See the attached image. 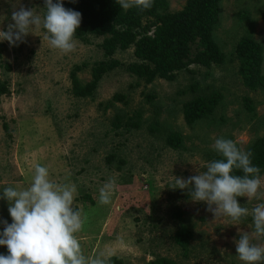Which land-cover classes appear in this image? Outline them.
Wrapping results in <instances>:
<instances>
[{
  "label": "rangeland",
  "instance_id": "rangeland-1",
  "mask_svg": "<svg viewBox=\"0 0 264 264\" xmlns=\"http://www.w3.org/2000/svg\"><path fill=\"white\" fill-rule=\"evenodd\" d=\"M184 3L168 0L165 10ZM20 6L41 17L46 11L45 0H0V30H7L12 11ZM219 8L212 32L224 60L209 68L191 63L173 79L157 76L148 83L126 68L136 60L133 47L104 56L101 36L74 38L76 49L68 54L49 47L42 26L18 46L0 41V80L10 90L0 95V196L5 187L27 188L40 164L50 178L76 187L74 207L87 217L79 234L85 255L111 253L126 264H146L158 255L177 264H243L234 242L241 232L264 244L252 233L251 215L242 221L214 217L188 190L170 187L176 177L206 170L216 138L231 139L247 152L253 140L264 136V87L244 84L233 52L242 36L261 43L264 74V0H219ZM110 58L121 63L102 74L92 94L74 95L71 68L79 64L77 75L86 82L91 66ZM213 90L221 93L213 111L188 124L183 103ZM116 92L125 99L113 100ZM170 132L180 134L179 147L167 143ZM113 177L117 190L111 203L102 205L99 189ZM260 177L264 181V172ZM237 199L250 211L264 203ZM8 209V201L0 199V219L12 223ZM181 224L191 231L186 251L173 237ZM0 254H8L6 246H0ZM107 264L113 263L108 259Z\"/></svg>",
  "mask_w": 264,
  "mask_h": 264
},
{
  "label": "clouds",
  "instance_id": "clouds-1",
  "mask_svg": "<svg viewBox=\"0 0 264 264\" xmlns=\"http://www.w3.org/2000/svg\"><path fill=\"white\" fill-rule=\"evenodd\" d=\"M123 10L151 9L154 0H117ZM43 17L34 9L20 6L11 14L12 23L7 30H0V41L10 46L26 42L25 38L41 26L49 34V47L63 54L75 51L74 39L82 22V13L66 8L63 0H45ZM213 149L219 159L206 165L187 179L176 177L170 185L173 189L188 190L193 201L205 202L207 211L214 217L227 216L233 221L252 217V233L255 238L264 237V203L251 211L242 206L238 197L264 199L261 192L264 181L260 168L251 161V152L238 148L231 139L216 138ZM242 170L243 175H233ZM117 190L116 179L110 178L99 189V203L110 204ZM75 185L50 178L47 167L36 164L31 183L25 189L5 187L0 199L9 203L12 223L0 219L4 225L0 231V246H6L8 254H0V264H107L111 253L101 252L96 256L85 255L79 234L84 230L86 215L74 207ZM236 243L238 257L243 264H264V244L253 242L249 232H241ZM223 254V249H221Z\"/></svg>",
  "mask_w": 264,
  "mask_h": 264
},
{
  "label": "trees",
  "instance_id": "trees-1",
  "mask_svg": "<svg viewBox=\"0 0 264 264\" xmlns=\"http://www.w3.org/2000/svg\"><path fill=\"white\" fill-rule=\"evenodd\" d=\"M63 3L66 8L82 13V22L74 38L87 40L88 35L101 36L100 46L104 56H110L117 49L132 46L136 60L127 63L126 68L147 83L157 76L173 79L179 70L187 69L191 63L209 68L212 63H221L225 58L212 32L218 19L219 0H185L182 8L174 11L165 10L168 0H154L153 7L143 11L137 8L123 10L117 0H63ZM261 15L264 18V9ZM2 46L4 44L0 43V47ZM233 52L238 59V72L244 84L249 88L264 87L262 44L252 37L242 36L236 42ZM118 63L121 62L113 58L97 61L91 66V78L86 82L78 77L77 71L81 66L75 64L69 72L73 94H92L102 74ZM190 89L194 91L196 84L192 83ZM9 91V83L0 80V95ZM220 98L221 93L213 90L209 94L199 93L188 99L183 103L185 121L191 124L206 117ZM116 99L124 100L125 96L116 92L113 100ZM166 141L173 147H179L182 143L180 134L176 132L168 133ZM247 152H251L252 164L260 168L261 175L264 172V136L253 140ZM112 157L113 155L109 159ZM213 157V160L220 158L217 153ZM233 175L242 176L243 172L234 170ZM173 237L186 251L191 238L188 226L181 224ZM109 260L113 264H126L115 255L110 256ZM146 264L177 262L158 255L149 259Z\"/></svg>",
  "mask_w": 264,
  "mask_h": 264
}]
</instances>
